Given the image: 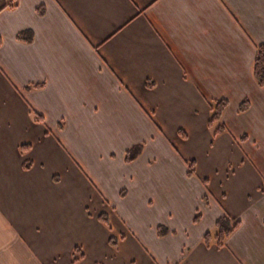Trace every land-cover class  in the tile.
Returning a JSON list of instances; mask_svg holds the SVG:
<instances>
[{
  "label": "crops",
  "instance_id": "crops-1",
  "mask_svg": "<svg viewBox=\"0 0 264 264\" xmlns=\"http://www.w3.org/2000/svg\"><path fill=\"white\" fill-rule=\"evenodd\" d=\"M262 44L264 0H0V264H264Z\"/></svg>",
  "mask_w": 264,
  "mask_h": 264
},
{
  "label": "trees",
  "instance_id": "trees-1",
  "mask_svg": "<svg viewBox=\"0 0 264 264\" xmlns=\"http://www.w3.org/2000/svg\"><path fill=\"white\" fill-rule=\"evenodd\" d=\"M32 33L30 31H25L19 34V38L30 40L32 39ZM254 76L258 82V84L262 87H264V44L260 45L258 47V51L256 54V58L254 60ZM149 86H151L150 83H148ZM40 86V85H37ZM228 105V101L225 99L216 100L211 105V116L209 119V126L214 127V134L221 133L223 130H225L224 124L221 122L223 112L225 108ZM249 106V102L245 101L241 105V110H246ZM35 119L37 121H43V117L41 114L34 112ZM23 151H26L29 149V146L23 145L21 147ZM143 150V144H137L131 148H129L126 152V160L127 161H133L136 159L139 154ZM190 173L194 172V162H190ZM99 219L108 227L111 228V223L107 217L106 214H101ZM239 221L233 220L228 214L223 215L221 218L218 219L216 222V229L212 232H207L204 236V241L207 245H210L211 239H215L218 246H223L226 242V239L229 237V235L238 227ZM165 229L160 228L159 233H164ZM109 243L112 246L117 247L118 246V240L115 237H111L109 239ZM73 263L78 264L80 263L85 253L80 246H76L73 249Z\"/></svg>",
  "mask_w": 264,
  "mask_h": 264
}]
</instances>
